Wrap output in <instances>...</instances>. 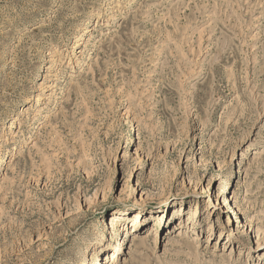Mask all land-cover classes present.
Here are the masks:
<instances>
[{"label":"rangeland","instance_id":"rangeland-1","mask_svg":"<svg viewBox=\"0 0 264 264\" xmlns=\"http://www.w3.org/2000/svg\"><path fill=\"white\" fill-rule=\"evenodd\" d=\"M97 263L264 264V0H0V264Z\"/></svg>","mask_w":264,"mask_h":264},{"label":"bare ground","instance_id":"bare-ground-1","mask_svg":"<svg viewBox=\"0 0 264 264\" xmlns=\"http://www.w3.org/2000/svg\"><path fill=\"white\" fill-rule=\"evenodd\" d=\"M243 155H244V153H243ZM121 215H122V214H119V212H115V213L111 216V226H110V228L113 230V232H115V231L117 230L118 224H119V222H120V220H121ZM139 216H140V215H136V220H138V219L140 218ZM141 220H142V219H141ZM128 233H129V231L126 232V234H128ZM122 246H123V244H120V245H119V249L117 250V252H118L119 250L122 249ZM256 246H257V248H258V247H261V246H262V243L258 242V243L256 244ZM116 259H119V256H117V255H116V252H115V253H113V255H112V260L115 261ZM97 264H98V263H97Z\"/></svg>","mask_w":264,"mask_h":264}]
</instances>
